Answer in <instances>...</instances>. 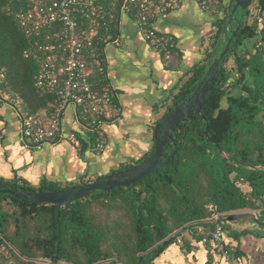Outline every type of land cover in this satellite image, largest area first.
<instances>
[{
	"label": "trees",
	"instance_id": "1",
	"mask_svg": "<svg viewBox=\"0 0 264 264\" xmlns=\"http://www.w3.org/2000/svg\"><path fill=\"white\" fill-rule=\"evenodd\" d=\"M217 3L224 16L215 23L209 43L214 58L225 45L221 35L228 31L226 37L230 36L225 25L233 6L223 8L221 0ZM106 7L111 17L99 31L101 48L106 39L117 35L119 4ZM7 8L16 11L28 6L25 0H0V69L29 113L44 110L48 114L53 96L41 95L33 87L43 56L31 53L24 58L28 40ZM259 15L264 17V0H252L248 9L237 10L238 31L218 66L216 82L200 106V115L192 114L178 124L162 159L174 147L177 151L154 173L137 183L97 191L63 205L58 231L55 205L0 193V237L18 253L10 250L17 264H152L182 232L196 234L200 224L212 228L209 204L223 214L257 212L264 221V25L259 28ZM255 40L260 46L251 51L248 44ZM207 58L214 60L210 54ZM205 72L206 66L197 65L188 79L173 88L162 118L208 82ZM233 75L237 77L232 79ZM233 91L239 96L232 95ZM162 130L163 126L157 138ZM152 153L109 174L138 165ZM102 177L69 185L42 181L37 187L0 180V188L57 192Z\"/></svg>",
	"mask_w": 264,
	"mask_h": 264
},
{
	"label": "crops",
	"instance_id": "2",
	"mask_svg": "<svg viewBox=\"0 0 264 264\" xmlns=\"http://www.w3.org/2000/svg\"><path fill=\"white\" fill-rule=\"evenodd\" d=\"M202 1L216 5L208 2L202 7ZM208 1L181 0L177 9L155 20V30L173 40L168 66L143 39L133 15L118 13L117 35L104 41L103 50L108 77L121 112L114 124L105 127L107 143L102 154L90 151V135L80 129L72 108L64 114L63 129L66 134L77 135L80 150L68 142L46 145L41 150L24 149L20 143L16 113L0 104V180L17 181L20 186L30 187H37L42 181L69 185L80 179L93 180L110 175L122 165L145 158L153 150V131L156 122L165 114V104L171 103L173 88L188 79L197 65L206 66L207 72L220 54L214 58L215 51L209 50V43L215 32V23L224 15L217 8L219 0ZM221 1L223 8L235 3V0ZM258 18L260 28L264 25V17L259 15ZM225 27L226 31L236 28L234 23L228 27V21ZM227 32L221 35L223 43H226ZM114 40L118 43L115 44ZM256 42L248 44L251 51L256 48ZM208 54L213 56V61L206 59ZM236 77L233 75L232 79ZM239 94L238 91L232 92L235 96ZM222 105L225 106L226 102L223 101ZM37 115L43 117L46 112L40 110ZM261 118L264 120V116ZM198 226L194 230L196 234L189 230L182 232L152 264H208L209 255L198 239L201 235ZM224 242L233 254L232 264H264V236L235 231L225 233Z\"/></svg>",
	"mask_w": 264,
	"mask_h": 264
},
{
	"label": "built area",
	"instance_id": "3",
	"mask_svg": "<svg viewBox=\"0 0 264 264\" xmlns=\"http://www.w3.org/2000/svg\"><path fill=\"white\" fill-rule=\"evenodd\" d=\"M12 1V0H10ZM28 9L11 10L19 30L29 43L24 58L41 54L43 60L33 78L41 95L53 96L51 111L41 117L29 113L23 100L11 90L0 69V104L10 107L19 120L24 149L41 150L46 145L68 142L80 150L75 133L63 129L65 112L72 108L80 129L90 135L89 149L102 154L106 148L105 127L120 118V103L108 77V65L100 47L99 31L111 17L106 3L119 4L118 13L132 14L143 39L161 55L165 66L172 56L173 40L157 32V17L178 8L181 0H25ZM207 2L202 1V7ZM115 44L117 40L113 41ZM260 43L256 44V48ZM99 83L94 85L93 80ZM45 119V120H44ZM212 228L198 226L200 244L209 255L208 264H232L234 258L224 242L223 218L229 214L206 206ZM178 243L180 240H177ZM10 246L0 238V264H17ZM15 253V252H14Z\"/></svg>",
	"mask_w": 264,
	"mask_h": 264
},
{
	"label": "water",
	"instance_id": "4",
	"mask_svg": "<svg viewBox=\"0 0 264 264\" xmlns=\"http://www.w3.org/2000/svg\"><path fill=\"white\" fill-rule=\"evenodd\" d=\"M251 4L252 0H235V3L229 15L228 27H230L231 24L234 23L236 28L234 30L228 29L230 30V36L227 39L225 38L226 43L222 51L220 52L219 56L214 60V62L205 74V78H208V82L202 86L197 87L196 91L193 92L186 99V101L175 106L172 113L168 114L166 117L162 118L159 123H157L153 131V153L145 161L128 169L102 177L86 185L73 187L63 191L35 192L30 191L26 188L19 187L14 189L0 188V193L8 194L15 198H23L26 200L30 199L35 203L39 204L46 203L55 205L56 227L58 231L59 211L63 205L82 200L97 191L107 192L119 187H124L129 184L137 183L154 173L158 168L167 163L177 151L176 147H174L170 155L166 159H162L165 149L172 142V136L176 131L178 124L192 114H194L195 116L200 115V106L204 101L206 94L213 88L216 82L218 76V66L223 61L238 31L236 24V12L238 9H248ZM162 126L163 130L161 137L157 138L158 131ZM222 221L224 224V232L226 234H231L235 231L242 234L243 232L247 231L252 234H257L261 237L264 236V221H260V217L257 212L232 213L224 217ZM194 224L197 223H192L190 225ZM176 234L177 233H174L166 240L170 239ZM0 238L2 239V237ZM10 248L16 254H18L11 246Z\"/></svg>",
	"mask_w": 264,
	"mask_h": 264
},
{
	"label": "rangeland",
	"instance_id": "5",
	"mask_svg": "<svg viewBox=\"0 0 264 264\" xmlns=\"http://www.w3.org/2000/svg\"><path fill=\"white\" fill-rule=\"evenodd\" d=\"M114 124V123H113ZM110 125H112V124H110Z\"/></svg>",
	"mask_w": 264,
	"mask_h": 264
}]
</instances>
